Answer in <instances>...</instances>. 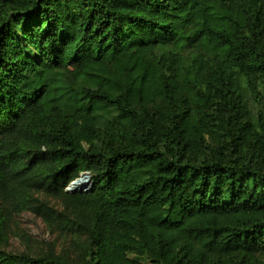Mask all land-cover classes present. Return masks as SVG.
I'll list each match as a JSON object with an SVG mask.
<instances>
[{
    "label": "trees",
    "instance_id": "obj_1",
    "mask_svg": "<svg viewBox=\"0 0 264 264\" xmlns=\"http://www.w3.org/2000/svg\"><path fill=\"white\" fill-rule=\"evenodd\" d=\"M23 212L81 264H264V0H0V244Z\"/></svg>",
    "mask_w": 264,
    "mask_h": 264
},
{
    "label": "rangeland",
    "instance_id": "obj_2",
    "mask_svg": "<svg viewBox=\"0 0 264 264\" xmlns=\"http://www.w3.org/2000/svg\"><path fill=\"white\" fill-rule=\"evenodd\" d=\"M85 174L89 173L81 172L77 179H82L86 176ZM73 182L68 184V187ZM86 182H88L86 186L90 187L92 184L90 174ZM42 198L57 212L70 215V210L64 207L61 200L43 196ZM80 242L76 230L58 229L56 226L49 225L37 214L23 212L14 217L11 228L1 240L0 248L3 253L9 255L8 257L28 255L38 258L55 254L63 257L70 264H81Z\"/></svg>",
    "mask_w": 264,
    "mask_h": 264
},
{
    "label": "bare ground",
    "instance_id": "obj_3",
    "mask_svg": "<svg viewBox=\"0 0 264 264\" xmlns=\"http://www.w3.org/2000/svg\"><path fill=\"white\" fill-rule=\"evenodd\" d=\"M87 181V179L85 178V177H83L81 180H79L77 183H75V184H73L72 186H71V189L72 190H82V189H84V188H86L87 186H86V184L88 183V182H86Z\"/></svg>",
    "mask_w": 264,
    "mask_h": 264
},
{
    "label": "water",
    "instance_id": "obj_4",
    "mask_svg": "<svg viewBox=\"0 0 264 264\" xmlns=\"http://www.w3.org/2000/svg\"><path fill=\"white\" fill-rule=\"evenodd\" d=\"M86 176H85V178H87V179H89V174H85ZM79 180H81V178L80 179H77L76 181H74L67 189H66V191L67 192H75V191H88L89 189L88 188H84V189H80V190H72L71 189V186L73 185V184H75V183H77Z\"/></svg>",
    "mask_w": 264,
    "mask_h": 264
},
{
    "label": "clouds",
    "instance_id": "obj_5",
    "mask_svg": "<svg viewBox=\"0 0 264 264\" xmlns=\"http://www.w3.org/2000/svg\"><path fill=\"white\" fill-rule=\"evenodd\" d=\"M86 188H88V189H89L90 187H86Z\"/></svg>",
    "mask_w": 264,
    "mask_h": 264
}]
</instances>
